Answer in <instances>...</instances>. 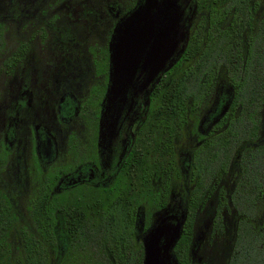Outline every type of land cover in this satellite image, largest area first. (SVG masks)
Masks as SVG:
<instances>
[{"label": "trees", "instance_id": "obj_1", "mask_svg": "<svg viewBox=\"0 0 264 264\" xmlns=\"http://www.w3.org/2000/svg\"><path fill=\"white\" fill-rule=\"evenodd\" d=\"M252 4L256 3L225 0L218 13L231 16L227 26L217 29V21L218 26L214 27L212 15L217 11L212 9L211 23L191 31L181 60L170 69L169 82L154 87L152 106L127 155V167L114 194L102 193L97 187L95 191L78 189L52 196L48 191L55 181L48 179L29 199L27 209L32 224L28 226L21 224L14 203L0 190V264H144L141 245L134 238L138 195L131 173L146 175L159 168L167 173L170 186L179 177L178 150H182L187 139V111L193 115L197 106L209 103L213 37L221 28L224 30L220 45L229 50L231 60L228 73L233 100L230 113L222 116L225 126L217 133L201 134L199 143L193 142L189 148L190 159L186 160L184 172L193 186L187 185L185 229L177 244L181 254L175 257L179 264H194L187 253L197 206L205 204L214 188L213 177L217 175L218 179L226 172L232 159L240 174L232 196L236 228L227 264H264V221L259 220L264 210V142L258 137L255 118L264 100V17L258 20L252 16ZM21 6L20 0H10L3 12L10 20H0V52L4 47L5 21L18 22L14 18ZM31 10L26 3L21 12L32 15ZM68 11L87 17V13L116 12L117 4L95 7L81 2L69 5ZM44 29L40 27L37 33L42 40L49 36ZM28 46L21 41L4 58L2 63L8 71L13 72L16 63L22 61ZM222 54L225 57L224 50ZM142 180L143 176L136 179ZM223 192L221 186L213 224L219 232L227 201Z\"/></svg>", "mask_w": 264, "mask_h": 264}, {"label": "flooded vegetation", "instance_id": "obj_2", "mask_svg": "<svg viewBox=\"0 0 264 264\" xmlns=\"http://www.w3.org/2000/svg\"><path fill=\"white\" fill-rule=\"evenodd\" d=\"M20 1L22 6L19 7L14 18L18 20V24L22 23V19L34 16V14H22L21 10L26 2ZM162 1L157 0V4L162 6ZM171 1L179 12L172 30L162 42L151 40L133 57L128 56L131 61L127 66L132 69V72L125 81L122 80L126 86L120 88L121 92L116 94L111 102L109 89L113 80L114 67L110 53L114 52L115 44H118L117 41L122 35L128 18L144 4L145 0H105L101 4H117V11L87 13L85 16L88 18L69 13L64 14V23H53V19V22L50 20V23H43L44 30L49 33L50 44L44 77L38 84L33 82L35 78L31 74L28 61V51L31 48L29 45L25 57L14 66L15 69L23 67L24 75L15 80L17 81L15 92L13 88L14 93L11 89L7 92L6 101L0 109L3 115L2 142L5 153L17 145V137L20 142L24 140L25 134L29 133L32 141L30 149L35 179L39 180L33 194L37 193L38 186L48 179L55 181L48 191L52 196L69 191L75 192L78 189L84 192L95 191L97 187H100L102 193L111 195L117 190V185H121L122 175L127 167V155L137 140L141 125L152 106L154 87L160 82L163 84L169 82L170 69L179 59L181 60L191 31L197 26L204 27L211 23L209 18L212 9L217 11L212 15L214 27L218 26L219 22L217 29L227 26L231 17L227 13H218L225 0ZM82 2L88 4L87 0ZM252 3H256L252 4V11L254 10L252 16L260 20L264 17V13L258 12L260 2L252 0ZM9 4L10 0H7L5 10ZM156 9L153 7L152 11L155 12ZM154 15L159 17L158 13H153ZM5 16L3 15V18L10 20ZM68 21L85 23L88 33L91 31L90 24L105 25L108 22L106 42L101 45L89 43L86 46V41L76 35L72 24ZM12 22L14 23L15 20ZM223 30L221 28L219 33L215 31L213 37L214 69L208 96L209 103L204 104V107L197 106L193 115L187 111L185 122L187 139H184L186 146L184 150H178L181 170L179 177L170 186L167 173L159 168L151 170L146 175L137 176L135 172L131 173L135 180L134 192L138 195L137 204L134 206V238L136 243L141 245V256H146L145 246H150L152 250L150 256H156L155 264H179L175 256L181 254L177 244L180 243V237L185 229L184 197L189 192V187L193 186L190 184L188 174L185 173L186 160L190 159L189 148L193 142L196 145L199 143L201 134H206L208 131L214 134L221 130L225 126L222 116L230 113L233 88L228 67L231 60L229 50L223 49L220 45ZM223 50L225 57L222 54ZM118 58L119 56H117V64ZM15 69L12 73L16 72ZM3 73L5 80H8L11 72L8 71L7 65H4ZM86 80H89L88 84ZM263 104L264 100L261 108ZM46 112L49 114L47 118H45ZM76 120L81 122L80 133L76 130L72 131L70 127ZM59 123L67 131L66 142L60 139L62 132L58 127ZM178 140L177 137L174 139L176 142ZM3 156L0 157L1 163L4 162ZM227 164L226 172H222L218 179L217 175L212 179L215 183L213 190H215L216 205L213 214L204 225L209 229L210 240L213 235L215 237L221 233L213 228V224L222 186L223 194L227 198L226 207L222 209V232L225 230L226 223L224 210L232 208L235 211L231 225L230 250H232L236 228V208L232 196L236 192L240 169L235 166L232 159ZM133 166L134 164L132 168ZM233 166L236 168V178L232 190L228 192L222 179L233 169ZM142 176V181H136ZM187 185H189L188 188ZM0 190L11 202L14 201V195L12 196L9 189L0 188ZM213 190L210 191L209 196ZM203 206L200 203L197 206L189 237L187 256L194 264H198L193 258L200 239V235L194 234V228Z\"/></svg>", "mask_w": 264, "mask_h": 264}, {"label": "rangeland", "instance_id": "obj_3", "mask_svg": "<svg viewBox=\"0 0 264 264\" xmlns=\"http://www.w3.org/2000/svg\"><path fill=\"white\" fill-rule=\"evenodd\" d=\"M7 0H0V20H3V12L6 7ZM83 0H25L30 5L31 11L34 16L27 19H22V23L18 22H6V31L3 36L4 47L0 52V109H2L6 98L7 92L11 89V92H15L16 82L20 76H23V67H16V72L9 75L8 80H5V74L3 73V60L13 50L17 48L21 41H26L28 45H31L29 52V65L34 83L38 84L44 77L45 62L48 58L49 42L48 38L45 40L40 39L37 33L40 31V27L43 28L46 22L53 23H64V14L72 13L69 12V5H75L82 2ZM88 4L95 7L100 5L105 0H87ZM259 11L264 13V0H259ZM162 6L157 4V0H145L144 4L140 8L134 11L128 18L127 24L122 30V35L118 39V44H115L114 49V61H113V80L110 84V96L109 101H113L116 94L120 93V88H124L126 84L123 81L129 77L132 69L127 66L131 61L128 56L133 57L134 54L139 51L146 43L151 40L162 42L164 38L172 30L175 21L178 19L179 12L177 11L173 1L163 0ZM153 7H156V11L153 12ZM153 13H158L159 17L153 16ZM74 18V17H72ZM29 20V21H26ZM70 22V21H68ZM45 23V24H43ZM72 28L76 35L86 41L87 44L101 45L107 40L109 23L105 25L90 24V33H88L87 27L83 22L71 21ZM118 45V46H117ZM118 53V55H117ZM117 56L118 64H117ZM120 59V61H119ZM31 60V61H30ZM5 80V81H4ZM123 80V81H122ZM86 84L89 80H86ZM32 82V83H33ZM122 82V83H120ZM115 85L114 91L111 87ZM123 86V87H122ZM13 88V89H12ZM13 92V93H14ZM11 97V95H10ZM14 97V96H13ZM12 101V100H11ZM36 104L37 101L35 100ZM50 108V104H49ZM50 111V109H47ZM49 114L45 113V118ZM258 128V137L264 139V104L259 109L255 116ZM3 115L0 113V157L3 156L4 162H0V188L9 189L10 193L14 198V205L16 212L19 216L21 224L31 226L32 222L29 217V211L27 204L30 197L33 195V191L36 189V185L39 180L35 179L34 165L32 164V141L29 133L25 134L24 140L19 142L16 146L11 147L8 153L4 152L5 146L2 142V125ZM60 124V123H59ZM58 127L61 130V141H67V137L62 124ZM69 127V126H68ZM72 131L76 130L78 133L81 132V122L76 120L73 122V126H70ZM62 128V129H61ZM70 129V130H71ZM186 143L182 144V150L185 149ZM233 169L223 177L222 183L226 186L228 192H230L235 183V172L236 168ZM235 170V171H234ZM35 179V180H34ZM216 205L215 190L211 193L203 208L201 209L194 228V234L200 235L198 249L195 252L194 260L198 264H227L228 257L231 254V225L234 217V210H224V221L225 230L215 237L212 236L210 240L209 229L205 227L206 221L213 214ZM260 221H264V210L261 214ZM150 250V248H149ZM13 252L15 249L13 247Z\"/></svg>", "mask_w": 264, "mask_h": 264}, {"label": "water", "instance_id": "obj_4", "mask_svg": "<svg viewBox=\"0 0 264 264\" xmlns=\"http://www.w3.org/2000/svg\"><path fill=\"white\" fill-rule=\"evenodd\" d=\"M112 57H113V60H112V63H113V61H114V52H112ZM113 67H114V65H113ZM123 87V86H122ZM114 91H116L115 90V88H116V86L115 85H113L112 87H111ZM110 91V90H109ZM117 92V91H116ZM149 248H150V246H145V252H146V256H144V264H155V262H156V256H150V254L152 253V250H151V248H150V250H149Z\"/></svg>", "mask_w": 264, "mask_h": 264}]
</instances>
